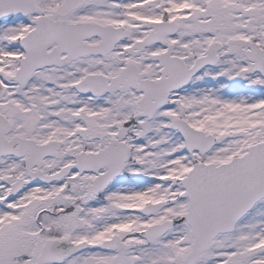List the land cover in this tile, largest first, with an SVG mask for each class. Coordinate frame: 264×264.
<instances>
[{
	"label": "snow or ice",
	"instance_id": "obj_1",
	"mask_svg": "<svg viewBox=\"0 0 264 264\" xmlns=\"http://www.w3.org/2000/svg\"><path fill=\"white\" fill-rule=\"evenodd\" d=\"M0 264H264V0H0Z\"/></svg>",
	"mask_w": 264,
	"mask_h": 264
}]
</instances>
